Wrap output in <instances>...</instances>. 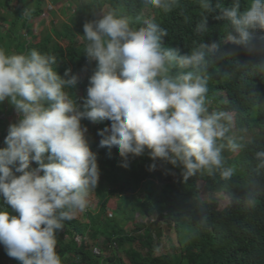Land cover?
I'll return each instance as SVG.
<instances>
[{"label":"trees","instance_id":"trees-1","mask_svg":"<svg viewBox=\"0 0 264 264\" xmlns=\"http://www.w3.org/2000/svg\"><path fill=\"white\" fill-rule=\"evenodd\" d=\"M27 1L0 0V20L12 18L8 31L11 36L0 38V49L7 43L8 55L30 57L36 50L42 55L54 56L51 67L64 82L62 91L76 112L91 110L85 106L87 89L90 78L99 70L98 61L87 53L91 42L85 39L84 25L102 19L95 12L107 3L109 13L116 17H133L134 23L129 26L133 31L141 29L143 10L147 9L157 21L162 51H173L178 58L194 52L204 53L203 60L195 67H183L179 59L172 61L167 75L172 79L188 72L199 76L207 87L206 112L202 117L222 113L220 123L226 129L224 137L216 140L220 165L198 169L185 179L187 169L182 163L177 161L173 165L153 157L152 149L147 146L138 155L124 156L116 145L101 146L104 136L98 133L107 128L105 136L111 135L112 121L93 122L86 116L81 117L83 139L96 156L98 171L95 186H89L87 200L89 203L96 199L98 208L90 212L86 207L81 215H75L68 208L57 211V214L73 212V218L63 219L62 228L55 231L61 264H264V155H258L264 153V32L247 28V40L226 43V38L239 39V34L224 16L226 9L237 4L238 14H242L250 7V0H160L158 6L150 0H81L75 4L69 22L61 23L58 29L52 28L59 39L67 41L65 46L56 48L41 34L31 35L29 39L28 33L16 36L19 27H29L27 23L43 12L44 0H34L31 8ZM28 9L30 15L25 19ZM217 43L223 47L221 53L213 47ZM53 103L47 99L36 102L45 109ZM10 105L16 108L13 102ZM9 115L3 114L0 107V148L6 147L4 138L9 126L18 125L25 114L22 112L17 118L18 123H13L12 115L6 119ZM246 134L248 138L244 139ZM48 155L44 154L45 163ZM230 166L234 169L225 177L223 173L229 172ZM161 167L175 174L176 180L164 179ZM36 168L38 164L32 161L27 170ZM199 182L204 183L209 195H225L229 205L219 210L217 202L203 201ZM110 201L115 205L111 206ZM0 207V211L16 215L8 204ZM135 213L147 218L149 225L142 231L144 240L137 236L138 231L130 238L122 237L127 216ZM159 221L173 225L179 252L174 249L167 256H154L153 229ZM100 237L107 243V251L101 254L91 247ZM134 244L137 245L134 247ZM108 251H111L110 257L106 259ZM118 251H123L124 258L118 257ZM8 258L0 244V264ZM10 260L11 264H20L14 258Z\"/></svg>","mask_w":264,"mask_h":264},{"label":"clouds","instance_id":"clouds-1","mask_svg":"<svg viewBox=\"0 0 264 264\" xmlns=\"http://www.w3.org/2000/svg\"><path fill=\"white\" fill-rule=\"evenodd\" d=\"M150 2L160 4V0ZM238 10L237 4L224 11L239 34V39L232 37L236 43L248 39L249 26L264 28L262 0H250L242 14ZM149 15L156 25L149 22L136 31L112 13L84 25L85 39L91 42L87 53L99 66L90 78L85 106L91 110L86 112H76L66 98L64 82L51 67L54 56L36 50L30 57L6 55L0 49V101L11 98L25 114L18 125L9 126L6 147L0 148V193L18 213L0 211V244L20 264H61L55 231L62 228L63 219L73 218V212L57 211L87 207L89 186H95L98 171L96 156L83 139L81 117L112 121L111 135L105 136L107 128L98 133L104 136L101 146L116 145L121 156L138 155L147 146L153 157L182 163L185 179L198 169L220 165L216 140L224 137L226 129L220 123L222 113L202 117L205 82L192 72L177 79L167 75L172 61L195 67L204 53L178 58L173 51H162L157 21ZM42 99L54 103L45 109L36 104ZM45 153H50L47 163ZM32 161L38 168L28 171Z\"/></svg>","mask_w":264,"mask_h":264},{"label":"rangeland","instance_id":"rangeland-1","mask_svg":"<svg viewBox=\"0 0 264 264\" xmlns=\"http://www.w3.org/2000/svg\"><path fill=\"white\" fill-rule=\"evenodd\" d=\"M43 1V0H42ZM49 1V2H48ZM53 2V3H50ZM81 0H44V3L42 4L43 13L39 15L38 17H35L31 22H28L29 27L27 28H18V31L16 32V36L26 34L28 33L27 39L30 38L31 35H44L45 37L49 38L51 40L50 46L53 48H56L58 46H65L67 41L59 39L55 33H53L52 28L56 27L58 29L61 25V23L69 22L71 16V12L75 9L77 3H79ZM89 2H96L99 0H84ZM103 1V0H101ZM41 2V0H40ZM56 3V4H55ZM57 3H59L57 5ZM34 4V0H28L27 5L28 8H31ZM108 4L104 3L101 6L100 10H97L95 12V16L103 17L109 13L108 11ZM2 14V9L0 8V15ZM149 11L146 9L143 13V20L141 21L143 23L141 28H146L148 23H152L156 25V22L154 21L153 17L149 15ZM30 15L29 9L27 10V16L25 19L28 18ZM25 17V14L23 15ZM125 19L128 21L129 26L134 23L133 17L131 15L125 17ZM12 23V18L6 19V20H0V38L1 39H8L11 34L8 35L9 27ZM249 28L254 29V27L249 26ZM258 30H261L264 32V28H261L259 26H256ZM14 37V35H13ZM235 37V36H233ZM226 41L229 43H235L234 40L231 38H227ZM4 52L6 55H8L10 51V47L7 43H4ZM218 51L221 53L223 47H220V43L215 44ZM13 51V49H12ZM15 54V53H14ZM13 55V54H12ZM225 96V94L223 95ZM226 97V96H225ZM12 102L11 98L6 97L3 101H0V107L1 110H3L4 113H8L13 116L15 119L13 123H18L19 116L22 115V112L17 110L15 107H11L10 103ZM9 116H4L6 119H10ZM248 135L246 134L244 136V139H247ZM162 168V167H161ZM160 168V169H161ZM232 169H234L232 166L229 167L228 171L231 172ZM162 174L164 175V179L169 181H175L177 176L173 173H169L168 171H164L162 168ZM16 175H20V173H16ZM198 188L200 191V198L203 201L206 202H217L219 210H224L229 205L228 198L223 194H217L215 196L209 195L204 188V183L199 182ZM90 195V194H89ZM88 195V196H89ZM111 206L115 205L114 201H110L109 203ZM0 205H7L6 200L3 198L2 193H0ZM1 208V207H0ZM87 208L90 212H95L98 208L97 206V200L92 199L88 204ZM15 211V210H14ZM75 212V215H81L80 210H73ZM18 215V213H16ZM128 222L126 223V226L122 232V237L124 238H130L135 235V231H138L137 236L144 240V235L142 231L144 230L145 225H149L147 223V218H144L139 213L135 214H129L127 216ZM157 224L154 226L153 229V252L155 257H162L169 255L174 249H176V252H179V243H178V235L176 231L173 229V225H170V223L159 221L156 222ZM107 243L105 242L103 237H100L93 246L96 248V251H99L101 254V251H107ZM137 244H134L135 247ZM86 247V246H85ZM129 246L126 247V249ZM93 248V249H94ZM111 252V251H110ZM109 251L105 252V257L108 259L110 257ZM118 257L124 258L123 251H118L117 253ZM4 264H11L10 258L8 260L4 261ZM109 264V263H108Z\"/></svg>","mask_w":264,"mask_h":264}]
</instances>
